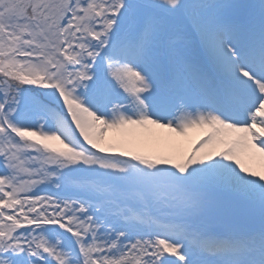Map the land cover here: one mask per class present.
I'll use <instances>...</instances> for the list:
<instances>
[{
	"label": "snow or ice",
	"instance_id": "1",
	"mask_svg": "<svg viewBox=\"0 0 264 264\" xmlns=\"http://www.w3.org/2000/svg\"><path fill=\"white\" fill-rule=\"evenodd\" d=\"M250 162L264 0H0V264H264Z\"/></svg>",
	"mask_w": 264,
	"mask_h": 264
},
{
	"label": "rangeland",
	"instance_id": "2",
	"mask_svg": "<svg viewBox=\"0 0 264 264\" xmlns=\"http://www.w3.org/2000/svg\"><path fill=\"white\" fill-rule=\"evenodd\" d=\"M210 129L193 128L186 135L179 136L169 132L167 129H157L156 135L136 138L132 142L135 150L149 156L157 154H171L186 157L200 145V142L207 136ZM109 138L116 137L113 132L108 133ZM207 147H201L200 151H207ZM250 166L257 171H264L256 162H250Z\"/></svg>",
	"mask_w": 264,
	"mask_h": 264
}]
</instances>
